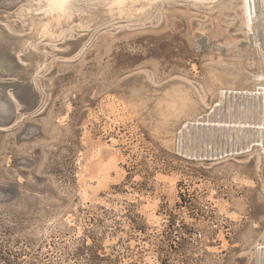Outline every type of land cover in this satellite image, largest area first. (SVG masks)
Listing matches in <instances>:
<instances>
[{"label":"rangeland","instance_id":"374dc122","mask_svg":"<svg viewBox=\"0 0 264 264\" xmlns=\"http://www.w3.org/2000/svg\"><path fill=\"white\" fill-rule=\"evenodd\" d=\"M254 27L257 39L242 0H0V47L21 65L0 57L15 71L0 73V252L17 264H256L257 135L203 142L224 156L211 161L176 151L179 128L220 93L264 85V21Z\"/></svg>","mask_w":264,"mask_h":264},{"label":"bare ground","instance_id":"6f19581e","mask_svg":"<svg viewBox=\"0 0 264 264\" xmlns=\"http://www.w3.org/2000/svg\"><path fill=\"white\" fill-rule=\"evenodd\" d=\"M242 15L248 33H252L255 39H257L260 31L259 33H255L254 25H259L264 21V0H242ZM51 23H49V26L45 25L43 27L48 29L47 27H50ZM260 26L259 28H261ZM241 103L244 106L236 108V105ZM216 106L218 107L216 108ZM225 106L227 107V112L223 110ZM217 111H220V114H217ZM214 116H216V122H212L211 120ZM215 126L217 127L215 128ZM246 127L257 128L258 130L248 132L244 130ZM182 129H185L184 140H188L189 142L187 147H185L187 150L184 153L191 157L205 155L211 151L201 148L203 142L213 143L216 150L223 147L226 150L227 144L233 143L232 140L227 141L228 133L234 135V137L236 136L234 145L247 141L249 143L251 142L249 140L253 141V138H250L247 134L257 135L258 146L261 147L264 153V85L252 92L224 93L223 91L220 93L217 104L211 107L203 120L197 119L194 122H188L183 125ZM224 136H226V139L223 138ZM232 137L229 135L228 139H233ZM218 138H220L219 143H217ZM225 140L227 141L226 143ZM250 147L252 146H249L248 149ZM218 151H214L212 155L215 153L219 155L221 152L220 150ZM256 264H264V244L258 250Z\"/></svg>","mask_w":264,"mask_h":264},{"label":"water","instance_id":"95a60500","mask_svg":"<svg viewBox=\"0 0 264 264\" xmlns=\"http://www.w3.org/2000/svg\"><path fill=\"white\" fill-rule=\"evenodd\" d=\"M251 35L253 36V34H251ZM262 40H263V38H262ZM0 57H1V59H4V62L8 61V60L13 61V68L17 67V66H19V67L21 66V65H19V63H17V61H16L17 59H16L15 55L14 54L10 55L8 53V49L6 47H0ZM0 73L2 75H5V76H10V75H14L15 71L13 69H9L6 66L0 65ZM2 100L3 99H2V97L0 95V101H2ZM6 105L7 104H4V105L0 104V123H2V124L7 123L8 119L10 118L9 106H6ZM217 107L218 106H216V108ZM13 121H14V118H13V120L10 123H12ZM216 127L217 126H215V128ZM244 130H247L249 132V131H253V130L255 131V130H258V129L257 128L246 127V128H244ZM184 135H185V129H180L179 128V130L177 131V135H176V151L181 153L182 155H185L186 157H189V158H192V159H200L201 155H197L195 157H191V156H188V155L184 154V152L182 150V146H183V144L185 142V140L183 138ZM249 141H252V140H249ZM226 142L227 141L225 140V143ZM247 143H248V141L244 142V143H239L238 147L236 146V148L241 147L243 144L247 145ZM256 146H258V145H253V147H256ZM228 147H231V143H229ZM210 152L208 154H205L204 157L201 158V159L202 160L205 159V160H210L211 161V160H216L215 157H218V159H219V157H224L221 153H219V156H216V155H218L217 153L212 155V153H210Z\"/></svg>","mask_w":264,"mask_h":264},{"label":"trees","instance_id":"16d2710c","mask_svg":"<svg viewBox=\"0 0 264 264\" xmlns=\"http://www.w3.org/2000/svg\"><path fill=\"white\" fill-rule=\"evenodd\" d=\"M0 223H2L1 220H0ZM9 235H10V233H9ZM18 260H19V254H17V253L12 254L11 252H9V253H6V255H3V253L0 252V261L3 262L4 264H17Z\"/></svg>","mask_w":264,"mask_h":264}]
</instances>
